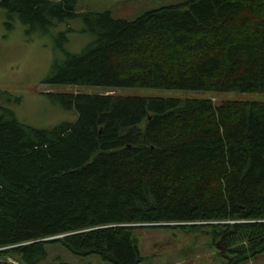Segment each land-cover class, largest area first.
I'll return each mask as SVG.
<instances>
[{
    "label": "trees",
    "instance_id": "trees-1",
    "mask_svg": "<svg viewBox=\"0 0 264 264\" xmlns=\"http://www.w3.org/2000/svg\"><path fill=\"white\" fill-rule=\"evenodd\" d=\"M75 7L0 0L6 28L18 19L27 36L75 19ZM81 20L90 42L65 53L60 33L64 56L46 84L264 94V0H185L131 21ZM46 96L76 120L25 126L0 93V264H41L49 244L139 264L133 232L144 227L204 228L230 264L264 253V102Z\"/></svg>",
    "mask_w": 264,
    "mask_h": 264
},
{
    "label": "rangeland",
    "instance_id": "rangeland-1",
    "mask_svg": "<svg viewBox=\"0 0 264 264\" xmlns=\"http://www.w3.org/2000/svg\"><path fill=\"white\" fill-rule=\"evenodd\" d=\"M185 0H76L77 17L57 23L47 34L26 35L25 27L14 19L12 28L5 26L6 15L0 8V93L9 97L5 106L21 124L34 129H51L61 123H73L76 112L62 109L46 96L48 93H86L117 96L209 99L216 104L224 101L264 102V94L201 93L176 90L82 87L48 85L45 79L54 60L64 53L55 46L64 32L65 53L78 54L90 42L81 14L109 12L117 20L131 21L143 13L178 5ZM16 18V17H15ZM18 98V102H14ZM134 237L142 261L139 264H230L222 257L210 232L191 227H144L136 229ZM41 264H108L96 255L80 256L60 244H49ZM242 264H264V253Z\"/></svg>",
    "mask_w": 264,
    "mask_h": 264
},
{
    "label": "built area",
    "instance_id": "built-area-1",
    "mask_svg": "<svg viewBox=\"0 0 264 264\" xmlns=\"http://www.w3.org/2000/svg\"><path fill=\"white\" fill-rule=\"evenodd\" d=\"M10 262H12L11 260H9ZM12 263H14V262H12ZM14 264H16V263H14Z\"/></svg>",
    "mask_w": 264,
    "mask_h": 264
},
{
    "label": "water",
    "instance_id": "water-1",
    "mask_svg": "<svg viewBox=\"0 0 264 264\" xmlns=\"http://www.w3.org/2000/svg\"><path fill=\"white\" fill-rule=\"evenodd\" d=\"M55 238H59V237H55Z\"/></svg>",
    "mask_w": 264,
    "mask_h": 264
}]
</instances>
